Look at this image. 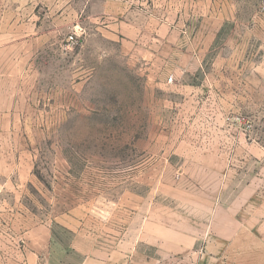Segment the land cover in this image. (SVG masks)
<instances>
[{
	"label": "rangeland",
	"instance_id": "rangeland-1",
	"mask_svg": "<svg viewBox=\"0 0 264 264\" xmlns=\"http://www.w3.org/2000/svg\"><path fill=\"white\" fill-rule=\"evenodd\" d=\"M181 1L198 17L207 4L223 7L228 20L216 36L156 33V0H0L6 25L18 13L14 25L36 27L48 44L37 60L40 78H52L53 91L69 89L66 113L53 106L6 136L16 141L5 147L6 164L20 161L29 177L6 181L24 191L0 195V241L29 223L51 222L57 259L80 264V251L94 257L98 246L107 249L109 228L124 250L132 239L126 228L136 232L145 221L166 241L188 215L203 229L210 203L214 236L224 234L228 214H252L253 195L264 217L262 0ZM215 88L238 97L222 98ZM58 223L85 234L81 242ZM243 246L232 242L230 254L207 262L264 264L262 253L243 258ZM149 252L148 264H196Z\"/></svg>",
	"mask_w": 264,
	"mask_h": 264
},
{
	"label": "crops",
	"instance_id": "crops-1",
	"mask_svg": "<svg viewBox=\"0 0 264 264\" xmlns=\"http://www.w3.org/2000/svg\"><path fill=\"white\" fill-rule=\"evenodd\" d=\"M154 4L156 5L157 22L154 30L150 32L164 33V29H167L165 33L181 34L184 32L195 36L198 34L216 36L222 29L224 21L228 20L223 7L217 6L214 9L211 4L206 5L210 9L205 10L206 15L203 17L202 15L198 17L195 14L197 11L195 7L191 13V8L181 0H156ZM8 15L10 13L0 7V195L2 196L11 193L22 194L24 191L21 186L7 185V180L29 177V172L23 173L20 169V161L15 163L13 160L10 165L6 164L5 147L16 144L14 138L6 136H11L15 129L19 130L23 123L26 124L27 117L46 113L53 106L58 107L60 113H66L69 90L67 86L61 85L60 88L56 87V91H53L52 78L47 79V76H44L43 79L40 78L41 64L37 60L44 59L43 53L48 44L43 42L42 37H37L38 29L36 27L26 29L14 25L15 18H17L16 24L20 22L18 13L12 14V18L7 19L8 24L6 25L5 20ZM15 15L17 16L15 17ZM198 19L202 23H199ZM10 21H12V25H9ZM22 32L28 39H22L20 36ZM45 65H47V61ZM214 93L222 98L238 97V93L229 95L233 92L223 88H215ZM251 199H253L251 205L247 204L246 206L251 208L252 214L243 216V219L237 217L232 219L228 214L226 222L228 221L229 224L221 236H214L211 233L212 229L210 230V228L213 227L216 217L213 215V206L210 203V207L205 208L204 215L208 219L205 220V225H201L203 229L198 228L197 219L188 215L174 223V230L168 232L170 239L166 241L162 236L161 239L157 238V235L154 236L155 232L150 233L145 221L136 232L126 228L128 232H132V239L125 243L124 250H118L116 241H111L116 232L109 228L108 239L110 241L107 249L102 245L98 246L94 257L92 255L85 256V253L80 251L82 255L80 264H110L112 259L118 257L127 259L129 264H148L151 257L150 250L161 258L170 256L165 255L167 250L169 254L179 258H193L194 261L196 260V264H208L209 261H213V258H222L225 254H230L228 250L226 252L225 247L232 242H238L244 245L243 247L245 244L251 243L252 245H248L245 247L246 249L238 252L246 259H261L264 257V217L261 216V213L256 214L260 208H257L259 202L257 199L259 198L253 195ZM2 202L4 204V201ZM29 224L13 237L5 235L2 237L0 264H63L59 261L60 258L57 259L58 239L51 222L35 221ZM58 225L62 230L73 231L76 235V237L74 236L76 244L78 241L81 242L78 237L85 235L64 223H58ZM214 243L220 245V252H217L216 256L213 253ZM69 248L78 251L76 246L68 245L67 249ZM161 251L163 253H160ZM260 253L263 254V257ZM256 263L245 261V264ZM258 264L263 263L259 261Z\"/></svg>",
	"mask_w": 264,
	"mask_h": 264
},
{
	"label": "built area",
	"instance_id": "built-area-1",
	"mask_svg": "<svg viewBox=\"0 0 264 264\" xmlns=\"http://www.w3.org/2000/svg\"><path fill=\"white\" fill-rule=\"evenodd\" d=\"M261 10H262V12H264V0H262V8H261ZM72 38H70V40H71ZM168 81L169 82H172V78L170 77L169 79H168Z\"/></svg>",
	"mask_w": 264,
	"mask_h": 264
}]
</instances>
